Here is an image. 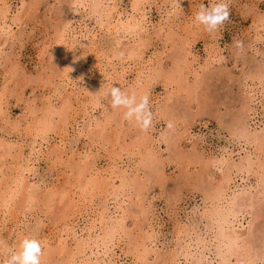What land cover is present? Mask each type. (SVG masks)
<instances>
[{"label":"rangeland","instance_id":"rangeland-1","mask_svg":"<svg viewBox=\"0 0 264 264\" xmlns=\"http://www.w3.org/2000/svg\"><path fill=\"white\" fill-rule=\"evenodd\" d=\"M148 1L150 8L144 3L149 20L145 29H137L133 34L135 36L126 35L124 39L120 38L114 43L115 40L104 32L106 23L99 26L96 15L87 13L90 0H83L86 10L82 12L83 19L80 24L81 33L86 34L82 37L86 47L80 49L82 54H79L85 60L82 65L85 75L82 76L84 79L80 81L81 85H78L79 89L70 90L68 86L62 89L59 82L65 65L61 53H58L57 42L70 18L74 0H0V145L10 144L12 147L11 155L5 153V148L0 147V264H4L9 257L10 249H19L26 236L40 238L44 254L48 250L54 251H51L49 260L43 258L41 264L65 262L66 256L57 252L58 232L62 234L67 245L73 242L68 231L69 226L64 225L71 218L67 214V203L65 199L60 198L64 191L70 195V191L75 190L74 198L79 199L77 195L80 191L74 188V184H84L87 177L78 175L73 165L82 160L87 151L90 152V160L97 158V170L104 175L114 168L113 157L117 158L116 154L124 151V163L117 166V171L120 174L126 171L131 179L135 177L146 182L148 188L144 193L145 209L156 231V251L152 253L151 264H174L170 263L169 255L177 243L175 235L177 222L180 220L182 223L191 222L189 224L192 237H206L208 221L199 216L204 205L210 201L207 194L219 174L216 168L206 172L199 158L223 156L227 161L238 162L253 152V145L249 146L242 136L248 135L250 140L253 133L264 131V96L261 93L256 95V115L251 117L244 110L247 90L250 87L256 90L261 88L258 78L264 67V24L261 23L264 19V0H227L229 17L217 31L211 33L205 31L202 25L195 27L190 23L201 5L218 3L219 0H178L176 9L171 7L168 0ZM133 2L134 0H116L122 19ZM111 5L114 3L110 1L108 6ZM90 30L95 31L93 37L87 32ZM138 37L143 39L147 48H142V58L135 57L137 63L132 65L133 71L126 76L127 83L123 84L122 91L128 93L129 86L138 81L140 76L146 79L156 74L148 81L149 108L153 113L154 122L148 139L149 142H154L153 151L160 169L155 174L157 177L161 175L160 178L155 175L151 178L149 171L142 168L140 162L145 150L142 143H136L137 130L132 121L124 118L125 109L110 107V95L92 114L98 119H103L106 115L112 117V121L97 138L86 132L80 137L75 135L69 141L73 144L78 139L76 150L75 147L67 150L60 159L47 154V151L53 150V137L61 134L65 125L69 127L72 123L73 112L81 99L79 93L83 92L84 88H89L86 85L87 80L93 84L94 75L101 70L96 64L107 61L119 68L121 61L130 60L126 50L133 47L131 44ZM79 38L80 36L76 40ZM237 41L242 43V48L236 46ZM210 49L214 54L209 57ZM185 51L192 54L187 55V63L175 64L179 53L185 54ZM117 53H123L120 62L113 57L118 56ZM190 61L193 66L188 68ZM177 66H182L185 69L182 73L188 75L183 76L181 81H176L177 75L174 82L168 80L166 77L172 74ZM154 70L160 73H155ZM193 70L200 77L196 83L192 75ZM142 72L143 74H140ZM262 82L264 84V79ZM187 86H193L192 90H187ZM69 94L72 97L71 104L74 100L73 110L67 107L65 109L64 106V102H68ZM164 104L165 108L161 109ZM45 120L51 122L50 129L46 131L47 142L43 143L46 145L45 151L35 152L30 156L28 171L25 172L27 177L17 180V156L20 152L21 157L27 156L30 137L35 133L34 128L39 124L41 126ZM87 120L84 115L76 126L87 124ZM169 123L171 128L168 127ZM115 140L120 142L121 149L115 146ZM256 178L253 170L248 174L236 176L235 183L231 182L226 192L230 195L232 191L240 193L249 187L256 188ZM125 196L116 201H107L106 206L103 203V193L88 197L89 201L93 199L96 204L82 212L83 218L74 227L79 235L86 237L88 231L95 226L97 233H100L102 212L104 219L124 216L125 231L134 236L140 235L135 223H138L142 216L134 218V191L129 190ZM29 197L34 199L31 201ZM84 203L88 207L91 205L88 201ZM261 204L259 208L262 207V217L259 216L255 221L259 232L252 241L255 246L252 248L259 253V258L262 253L260 246L264 241V203L263 206ZM248 210L255 214L254 209L247 208L246 211ZM243 214L238 220L246 224L245 221L252 215L247 212ZM156 222L159 225H156ZM146 230L150 232L149 228ZM66 233L69 235L66 236ZM127 235L122 234L118 248L114 250L117 256H121L115 257L116 264H135L137 260V253ZM192 248L188 252L193 254L195 259H201L202 247ZM68 249H73V246H68ZM156 254L161 257L158 261H154ZM109 255L112 256L110 252L104 255L102 249H93L88 262L86 257L83 260L78 259L77 264H113L114 258H109ZM204 256L206 259L202 258L201 262L203 260V264H212L213 255L209 256L208 252H204ZM194 261L193 264L196 263V260ZM178 264H191V261H185L184 257L180 256ZM255 264L263 262L257 261Z\"/></svg>","mask_w":264,"mask_h":264},{"label":"bare ground","instance_id":"bare-ground-1","mask_svg":"<svg viewBox=\"0 0 264 264\" xmlns=\"http://www.w3.org/2000/svg\"><path fill=\"white\" fill-rule=\"evenodd\" d=\"M110 1L113 2L114 5L108 6V3ZM115 2L116 0H90L89 6H88L89 10L88 12L86 11L87 13L96 15L97 17L96 22L98 23L99 26H101L100 25L101 23H104V22L106 23L104 32H106L107 35H110V38L112 40H115L114 43L117 42V40L120 38L124 39V36L126 35L132 36L133 34H135V31L137 29H145V24L149 22V20H148V16L146 15L147 12L144 10V6H145L144 3L148 4L150 8V4H149L150 2L148 0H134V2L130 4L129 11L126 13L127 15L125 14V18L122 19L120 16L121 13L118 10L119 8L117 7V3ZM167 2L170 3L171 7L174 6V8L177 5H179L178 0H168ZM84 10L86 9H85V4L83 3V0H74L73 10H72V13L70 14V18L66 26L63 27V31H61V35L59 36L60 39L58 41L59 43L57 42L58 51H59L58 53H61L62 58H63V64L65 65V68L63 70L64 73H62V75L60 76V80H59V82L62 85V89H65L67 86L70 87V90L72 88L79 89V86L81 85L80 81L84 79L82 76L85 75V73L82 70V65L83 63H85V60L82 57V55L79 54L81 53L80 49H83L86 47L84 46L85 43L83 41L84 39L82 38L86 36V34L81 33V24H80L83 19L82 12ZM111 20H113V22ZM261 23L264 24V19L261 20ZM190 24L192 26L194 25L195 27L200 26L193 19ZM87 32L92 37L95 34V31L90 30ZM79 36H80L79 38L80 40L77 39L79 40L77 41L76 38ZM78 44L79 46H77ZM131 45H133V47H131L130 50H126L128 53L127 57L129 56L130 60L128 59L127 62L121 61V64L119 63V68H115V66L112 63H109L107 61L106 62L103 61L102 64L100 63L96 64V67L101 70H99L94 75L95 77L93 76L94 77V80H93L94 82H92L93 84H90V81L87 80L86 85L89 87L88 90L84 88L83 92H80V93L78 92L79 94H81L80 96L81 99H80V103L78 102L77 104L78 107L77 109H75L76 111L73 112V115H74V116L72 115L73 121L69 127L68 126L66 127L65 125V129L61 134L56 135V137H53V139L55 140L54 145H53V150H51V152L46 150L47 154H50L52 156H55V158L60 159L62 155L67 152V150H72L74 147H75V150L77 149L76 143L78 139L75 140L73 144H70L69 140L71 137L73 138L75 137V135H77V137H80L84 135V133L86 132V134L88 133L92 137L97 138L99 134H101L106 129L107 125L112 121V117L106 115L103 119H98L97 117L94 118L92 114H94L93 111H96L98 106H100L103 101L107 100L108 93L110 92V89L112 86H121L119 88L123 90L122 88L123 84L127 83L126 76L128 74H131L130 72L133 71L132 65L135 66L137 63L135 60V57L136 58L143 57L144 52L142 48L144 49L147 48V44L143 41V39L141 37H138L133 40ZM215 50L216 49H214V51ZM188 54L192 55L189 51L188 52L185 51V54L179 53V55L176 57L175 64L178 65L181 63L183 64L187 63L186 57ZM210 54L212 55L214 53H212V51L208 52L209 57H210ZM122 56L118 54V56L116 55L113 57H116L115 60L117 59V61L120 62L121 60L120 58H122ZM106 59H108L107 56H106ZM210 59L213 60V58H210ZM194 61H195V58H194ZM122 62H124V64ZM190 63L191 61L189 62V65L187 64L188 68L189 67L191 68V66H193ZM183 70L185 69L182 68V66L181 67L177 66V69L174 68L172 71V74H169L166 78L170 81H173L175 80V77L177 75L179 79L176 77V81L177 80L181 81L183 79V76L188 75L187 73L186 74L182 73ZM193 71L194 73H192V75L195 80L194 82L196 83V81H198L200 77L195 70ZM154 72L160 73L158 70H154ZM113 73H115L114 74L115 77L113 76ZM140 74H143V72ZM154 76L146 77V79H142L140 76L139 80L137 79L138 81H136L131 86H129L130 91H128V94L131 95L135 93L137 96V99H139L141 95H144V94L148 95L149 94V91H148L149 82L148 81H151ZM258 79H259V83L261 84V88H258L259 91L256 89H252V87H250L246 92V102H245L244 110L245 112L248 113L249 116L251 115V117L257 114V110L255 107V102L257 101L256 95L261 93L264 96V92H263L264 84L262 82V80L264 79V67H262L259 73ZM191 88H193V86H187L186 89L191 91L192 90ZM252 92H256V93L253 94ZM67 97L69 98L67 100L68 101L67 103L66 101L64 102L65 109L69 108L73 110L72 104L74 100H72V104H71L70 98L72 97L70 96V94ZM167 100L170 101V98H168ZM166 104H164L161 107V109H164ZM109 105L111 107V101L109 102ZM117 109L123 110L124 108L121 107ZM62 114L63 113H61V115ZM84 115H86V118H88L87 124H82L81 126L77 127L76 125L78 121H81ZM51 117L53 118V116ZM63 117L65 118L64 115ZM132 122H133V126L137 130L136 143H139V144L142 143L143 149L145 150V153H144L145 155H143L144 157L142 156L143 158L140 162L142 165V168L144 170L149 171L148 174L151 175V178L153 177V175L157 177L155 172L156 171L159 172L160 170L158 168L159 161L155 156V152L153 151L154 142L151 140H150L151 142H149V139H148L150 135L149 131L153 129L154 122L152 123V127L148 129L147 131H142L140 127L135 123L134 120ZM50 123L49 121L45 120V122H43L41 126L39 124V126L36 125L37 127L35 128L33 127L35 130V133L32 130L34 134L31 136L33 138L30 137L28 151L26 152L27 156L23 155L25 157L24 158L21 157L22 155L21 152H20V155L17 156L18 166L15 170L16 171L15 173H17V176H18L17 180H21L23 178L25 179V177H27L25 172L28 171L27 168H28V164H29L28 161L30 160V156L33 155V153L35 152L40 153V152L45 151L44 147L46 145H43V143L47 142L46 131L50 129V126H51ZM70 129L72 132L70 131ZM242 132H245V131H242ZM242 137H244L247 140L245 141L247 144H249V146L253 145V152L249 154L248 156L246 155L245 158L240 159L238 162H235L234 160L227 161V159L225 157L223 158V156H211L209 158H204L201 156L199 158L200 161H202L203 167L206 168V169L203 168L206 172H208V170H210L211 168H216L219 174L217 176V181L215 182V184L211 186V189H209V192L207 194L208 196L207 198L210 199V201L204 205L203 211L200 213V216H199L200 218L204 217L206 221H208V225H207L208 230L205 234L206 235L205 238L200 239L199 237H196V236L192 237L191 236L192 228H191V225L189 224L191 222L182 223L183 221L182 222L181 220L178 221L177 231L175 235V239L177 240V243L174 249L171 250L170 255L168 253L170 261H171V262L169 261L170 263L173 262L174 264H178V259L180 258V256L181 257L183 256L185 261L190 260L191 264L195 262L194 260H196L195 264H203L202 263L203 260L201 262V259L202 258L206 259V257L204 256V252H208L209 256L213 255V258L211 257L212 264H255L257 261H261L264 264V241H262V245L260 246V249L262 250L260 258L258 257L259 253L254 251L255 248L254 249L252 248V247H255L253 246L252 241L256 238L257 232H259L258 231L259 226L257 227L255 221L262 214V212L260 211L262 207L260 206L261 208H259V205L262 203L261 205L263 206V203H264V131H262L261 133H253L250 136V140L247 138L248 135H245ZM115 141H116L115 146L121 149V147L119 146L120 142L118 140H115ZM0 147L2 149L5 148V153H7L8 155H11L12 147L10 144H8L7 146H3L1 144ZM89 154L90 152L87 151L86 155H83V159L73 165L78 175H80L81 177H87L84 184L82 183L81 184L79 183V185L77 183L74 184V188L76 187L80 191L78 192V195H77L79 199L76 200L74 198V196L76 195L75 190L70 191L69 194L71 196L68 195L67 192L65 191L61 193L60 199L63 198L66 200V203H67L66 206H67V209L69 210L67 214L68 216L71 217L66 222L67 224L65 223L64 225H66L67 227L69 226L68 231L70 232V236L72 237L71 242H73V244L67 245V243L63 240L62 234L58 232V236H57L58 239L56 241L57 242V252L59 254L63 253L66 256L64 259L65 262H62V264H74V263L77 264L78 259L83 260V258H86V257H87L86 261L88 262L90 254L93 253V249L94 250L102 249L104 255H107V253L110 252L112 256L109 255L110 256L109 258L112 259L113 257L114 258L112 260L113 264H116L117 261L115 257L120 258L121 256L120 255L117 256L114 250L118 248V242H120L121 240L120 238L122 237V234H126V235L128 234L125 231L126 225L124 221L126 218L124 216H120V217L117 216L114 218L109 217V219H104V213L102 212L101 213L102 218L100 221L101 227L99 228L100 233H97L96 231L97 228L95 226L93 229L88 231V234L86 237H82V235H79V233L76 231L74 227L83 218L82 212L87 209H90L92 205L96 204V202L93 199L89 201L88 197H93L95 193L97 194L103 193L104 194L103 203L106 206L107 201L109 200L116 201L118 198H124V196L127 194L129 190L134 191V195L136 198L135 204H133L135 208L133 212L134 218L138 219V217L140 218L142 216V219H140L138 223H135L136 227L139 229L138 231L140 235L134 236L131 233L127 235L130 238V241L132 242L131 244H132L133 249L137 253V260L134 263L135 264H151L150 259H152L151 258L152 253H155L156 251V235H155L156 231H154V226H152V220L150 221L148 214H147V210L145 209L146 201L144 198V193L146 189L148 188L146 185V182L141 181L142 179L140 180V178L133 177L131 179L128 176L129 173L127 174L126 171L121 172V174L117 171V166L124 163V157L126 156V154H124V151L117 153L116 154L117 158L114 159L113 157L112 165L114 168L110 169L109 172H107L105 175L102 174V172H99V170H97V167H96L97 158L95 157L93 158V160H90ZM251 155L253 156L251 157ZM39 157L40 156H38V158ZM252 170L255 172V175L257 177L256 178L257 187L256 186H255L256 188L249 187V189L243 190L240 193H236L235 191H232L230 195H228L229 192L227 193L226 190L229 188L230 186L229 184L231 182H234V178L236 176L248 174V172ZM153 172L154 174H152ZM160 176H158L157 178H160ZM117 180H118V184H117ZM19 183L21 182L19 181ZM154 183H157V182H154ZM252 190H255V191H252ZM34 191H32L33 194H34ZM33 199L34 198L32 199L30 198L31 201ZM86 201L90 202L89 204L91 205H89V207L87 204L84 203ZM247 208L254 209L255 214H253L249 210H248L249 212L246 211ZM244 212H247L248 214L252 215V217L248 221H245L246 224L241 223L240 220H238L240 216L242 217L244 215L243 214ZM236 223H238L237 226H236ZM157 224L158 222H156V225ZM147 228L150 229L149 233L146 230ZM261 233H263V231ZM65 235L68 236L69 234L66 233ZM192 244H194L193 248L200 247V246L202 247L203 255L201 259L200 258L195 259V256L189 253L190 248H192ZM68 246L69 247L73 246V249H68ZM49 251L50 250L45 251L46 253L44 254V257H43L44 260H49L50 255L52 254L51 251L54 252L53 250H51L50 252ZM156 256L157 257L154 259V261H158L161 259V257H159L157 254ZM93 264H97V263H93Z\"/></svg>","mask_w":264,"mask_h":264},{"label":"clouds","instance_id":"clouds-1","mask_svg":"<svg viewBox=\"0 0 264 264\" xmlns=\"http://www.w3.org/2000/svg\"><path fill=\"white\" fill-rule=\"evenodd\" d=\"M229 4L227 0H219L207 6L201 5L195 13V22L204 27V30L211 33L217 31L219 27L229 17ZM236 46L242 48L241 42L237 41ZM121 56L123 53L120 54ZM111 97V107L113 109L124 108V118L128 121H135L142 131H147L152 127L153 113L149 108V96L141 95L139 99L135 93L129 95L117 86H112L108 93ZM169 128L172 125L169 123ZM44 256V247L41 240L35 237L26 236L20 243L18 250H11L9 257L4 264H41Z\"/></svg>","mask_w":264,"mask_h":264}]
</instances>
